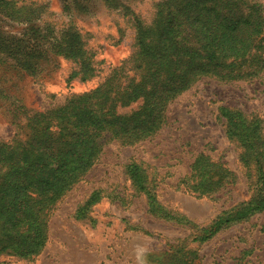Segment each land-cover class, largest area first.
Listing matches in <instances>:
<instances>
[{
	"label": "rangeland",
	"instance_id": "rangeland-1",
	"mask_svg": "<svg viewBox=\"0 0 264 264\" xmlns=\"http://www.w3.org/2000/svg\"><path fill=\"white\" fill-rule=\"evenodd\" d=\"M4 1L7 14L21 6L37 8L41 16L36 24L43 34L44 28L55 38L76 31L95 71L86 81L72 77L77 66L54 56L47 43L42 47L46 57L31 73L18 70L15 60L0 51V141L8 142L25 132L29 115L95 90L115 69L123 68L124 75L135 78L133 17L150 25L157 6L168 0H108L123 10L109 8L102 0ZM242 1L260 7L264 17V0ZM3 7L0 4V11ZM26 33L28 26L0 13V43L13 45V39ZM222 107L260 120L264 137V72L248 81L200 79L167 105L158 132L135 146L121 147L104 137L93 167L50 211L41 252L31 260L0 255V264H264V211L222 228L206 242H194L200 230L249 201L254 191L251 169L242 166L239 148L225 136L218 112ZM200 155L233 173L234 184L209 197L184 192L179 182ZM130 160L142 163L153 182L152 193L172 219L148 213L145 197L133 191L124 175ZM96 190H101L102 199L85 219L76 220V209Z\"/></svg>",
	"mask_w": 264,
	"mask_h": 264
},
{
	"label": "trees",
	"instance_id": "trees-1",
	"mask_svg": "<svg viewBox=\"0 0 264 264\" xmlns=\"http://www.w3.org/2000/svg\"><path fill=\"white\" fill-rule=\"evenodd\" d=\"M102 2L109 8H125ZM0 4L6 6L0 13L7 19L29 28L28 34L13 39V45L0 43V51L15 60L18 70L35 71L37 62L46 57L42 47L47 43L54 56L77 66L72 77L82 81L94 77L91 57L76 31L69 29L55 38L50 28H44L43 34L36 24L41 16L37 8L21 6L7 14L8 3L0 0ZM260 12V7L242 0H168L159 4L150 25L133 17L136 50L131 69L137 73L135 78L124 75L123 68L115 69L95 90L29 115L24 133L0 141V255L31 260L41 252L48 238L50 211L93 167L104 137L121 147L135 146L158 132L165 123L167 105L200 79L237 82L262 74L264 17ZM46 36L52 41L47 42ZM136 103H141L138 110L118 112ZM218 112L226 138L239 148L240 163L251 169L254 191L249 201L200 230L194 239L199 243L264 211L261 122L248 119L239 110L222 107ZM124 175L133 191L145 197L151 216L172 219L152 193L153 182L142 163L130 160ZM234 177L223 165L200 155L179 185L184 192L209 197L234 184ZM101 193L93 191L78 206L74 218L85 219L102 199Z\"/></svg>",
	"mask_w": 264,
	"mask_h": 264
}]
</instances>
